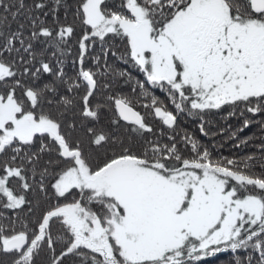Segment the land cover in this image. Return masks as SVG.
I'll return each mask as SVG.
<instances>
[{
    "label": "snow or ice",
    "instance_id": "1",
    "mask_svg": "<svg viewBox=\"0 0 264 264\" xmlns=\"http://www.w3.org/2000/svg\"><path fill=\"white\" fill-rule=\"evenodd\" d=\"M0 264H264V0H0Z\"/></svg>",
    "mask_w": 264,
    "mask_h": 264
},
{
    "label": "trees",
    "instance_id": "2",
    "mask_svg": "<svg viewBox=\"0 0 264 264\" xmlns=\"http://www.w3.org/2000/svg\"><path fill=\"white\" fill-rule=\"evenodd\" d=\"M253 149H251V148H249V149H247V151H252ZM228 151H229V149H227V148H225L224 149V152L227 154L228 153Z\"/></svg>",
    "mask_w": 264,
    "mask_h": 264
}]
</instances>
